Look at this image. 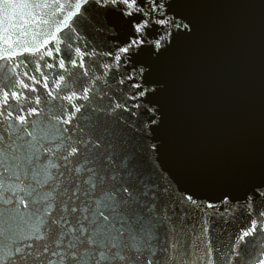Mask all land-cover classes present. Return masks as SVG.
I'll return each instance as SVG.
<instances>
[{"label":"snow or ice","instance_id":"snow-or-ice-1","mask_svg":"<svg viewBox=\"0 0 264 264\" xmlns=\"http://www.w3.org/2000/svg\"><path fill=\"white\" fill-rule=\"evenodd\" d=\"M192 7L0 0V264H264V163L187 186L165 163Z\"/></svg>","mask_w":264,"mask_h":264},{"label":"water","instance_id":"water-1","mask_svg":"<svg viewBox=\"0 0 264 264\" xmlns=\"http://www.w3.org/2000/svg\"><path fill=\"white\" fill-rule=\"evenodd\" d=\"M199 37L165 63L170 122L165 163L177 180L264 163V5L192 0ZM186 179V180H185Z\"/></svg>","mask_w":264,"mask_h":264}]
</instances>
